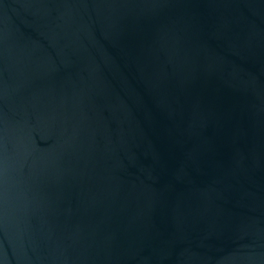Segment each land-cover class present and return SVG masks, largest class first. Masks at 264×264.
Wrapping results in <instances>:
<instances>
[{
	"label": "water",
	"instance_id": "water-1",
	"mask_svg": "<svg viewBox=\"0 0 264 264\" xmlns=\"http://www.w3.org/2000/svg\"><path fill=\"white\" fill-rule=\"evenodd\" d=\"M0 264H264V0H0Z\"/></svg>",
	"mask_w": 264,
	"mask_h": 264
}]
</instances>
